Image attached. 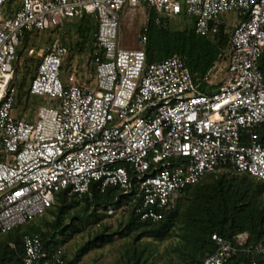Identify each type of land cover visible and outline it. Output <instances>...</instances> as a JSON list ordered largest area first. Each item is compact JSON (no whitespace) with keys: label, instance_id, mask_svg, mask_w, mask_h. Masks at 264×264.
Here are the masks:
<instances>
[{"label":"built area","instance_id":"1","mask_svg":"<svg viewBox=\"0 0 264 264\" xmlns=\"http://www.w3.org/2000/svg\"><path fill=\"white\" fill-rule=\"evenodd\" d=\"M10 2L0 0V235L43 216L61 192L91 202L93 188H114L122 204L107 205L105 218L132 209L141 222L157 223L186 189L217 171L231 169L264 183V144L257 133L264 125L258 67L264 0H19L6 13ZM126 7L153 10L157 23L187 18L195 35L212 41L223 27L227 63L218 90L201 92L180 57L146 64L144 33L140 49L122 48ZM83 17L95 22V56H101L93 62L92 83L78 85L74 77L61 82L68 49L56 36L34 57L28 88L30 100L48 105L35 107L32 120L16 116L14 64L24 33H56ZM26 55L33 57V48ZM210 238L214 252L201 264H264L233 262L240 249L264 255L261 247H246V234L234 241ZM22 246L21 264H65L59 246H45L37 235H24Z\"/></svg>","mask_w":264,"mask_h":264},{"label":"trees","instance_id":"2","mask_svg":"<svg viewBox=\"0 0 264 264\" xmlns=\"http://www.w3.org/2000/svg\"><path fill=\"white\" fill-rule=\"evenodd\" d=\"M83 18H81L82 25L78 29L81 48L88 42V38H91L93 30L91 24L83 22ZM156 19V13L148 10L146 31H141L147 37L144 47L146 64L158 63L175 56L180 57L184 60L192 77L200 80L201 92L209 94L217 91L219 86H210L204 82V79L215 68L222 57L223 50L228 45V37L224 35L223 27L212 41L195 35L191 27L183 31H171L165 27L166 19H160L158 23ZM98 57L101 56H93L92 61L94 62ZM29 62L32 64L30 67L32 76L29 78L31 80L35 74L37 61L29 60ZM258 67L264 83V51L258 61ZM26 85L25 79L16 84L14 108L23 102L26 104L29 99ZM257 133L260 142L264 144V125L257 129ZM217 174H220L219 177L213 178ZM206 178L211 179L203 182ZM92 193L93 199L89 202L87 199L76 200L69 197L67 192H61L55 196L54 205L39 217L48 215L51 221L42 220L39 225L27 226L21 233L22 227L5 234L9 240L7 239V243L0 244V264H21L24 235L39 236L45 246L51 243L60 246L64 243L77 231L72 225L64 223L66 219H73L70 211L74 209L75 203L83 204L85 212L89 211V217L102 211L107 205L114 204L118 208L122 204L123 198L117 189L109 188L104 193H98L93 188ZM183 194H185L183 202L176 203L175 207L157 223L141 222L131 209L127 212L128 218L123 228L115 235L127 237L138 234L136 242L143 239L159 242L167 239L178 227L181 246L177 254L184 264H201L206 257L213 254L214 247L210 238L212 234L231 241H234L238 234H246L248 237L246 247L264 249V183L226 169L205 176L197 185L186 189ZM115 198L119 199L117 203H114ZM77 219L82 222L81 218ZM98 222L100 220H96L94 224ZM57 236L60 237L59 241ZM108 237L104 234L96 236L95 242L108 243ZM90 245L92 244L84 245L73 262H68L63 254L65 264H73L88 251ZM145 252V249L139 252L133 249L129 264H145L146 261L142 259ZM251 259L264 263V255L247 254L243 249H240L233 257V262H247Z\"/></svg>","mask_w":264,"mask_h":264},{"label":"rangeland","instance_id":"3","mask_svg":"<svg viewBox=\"0 0 264 264\" xmlns=\"http://www.w3.org/2000/svg\"><path fill=\"white\" fill-rule=\"evenodd\" d=\"M18 3L19 0H11L6 7V13H11V11L17 7ZM147 16L148 9L144 7H126L123 10L120 16L119 26L120 46L122 48L127 50H138L141 48L139 38L147 21ZM227 19L229 24H231L233 16L229 15ZM83 22L91 24L93 30L91 38H88V42L83 45L82 48L78 35V29L82 25L81 19L66 23L59 31L52 34L45 32H25L23 38L20 40L19 48L16 51V57L18 59L14 64V78L16 84H18L20 80L25 79L27 89L29 88L31 82L29 78L32 76L30 68L32 64L29 60H36L34 57L36 58L39 54L43 53L51 41L57 36L68 49V54L63 59L60 74L61 82L65 84L68 82L69 78L74 77L78 85L89 86L93 81L94 73L92 57L95 56L96 53L93 41L95 22L89 17H84ZM164 22L165 27L171 31H183L186 28H190L192 24L189 19L184 17L166 19ZM30 48L34 50L33 57H27L26 55V52ZM226 63V54L222 53V57L215 68L207 75L206 82L208 85H221L224 79ZM202 86L203 85H201V87ZM42 103L48 105L45 99H28L26 104L23 102L15 108V115L19 117L26 115L29 120H32L33 117H35V107ZM219 175L217 174L213 178H218ZM209 179L211 178H206L203 182ZM184 197L185 194L181 195L177 200V204H181ZM74 205V209L70 211L73 219H66L64 223L72 225L77 231L59 246L68 262H73L76 259L78 251L87 243H91L92 245H90L88 251L81 255L73 264H129L131 263L130 259L133 249H135L136 252L144 249L146 250L142 258L146 261L145 264H184L177 254L179 246H181L178 227H176L164 241L154 242L143 239L136 242L135 239L138 234H132L127 237L115 235L120 232L128 218L126 212H118L114 217L105 218L104 211H100L89 217V211L85 212L83 204L75 203ZM77 218H81L82 222ZM42 220L51 221V217L47 215L43 218L33 220L22 227L20 233L25 231L27 226L39 225ZM96 220H100L99 227L94 224ZM103 234L109 236V242H95V237ZM59 238L60 237L57 236V241H59ZM7 239V235H0V244L7 243ZM9 243H11V241H9Z\"/></svg>","mask_w":264,"mask_h":264}]
</instances>
